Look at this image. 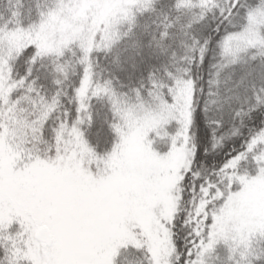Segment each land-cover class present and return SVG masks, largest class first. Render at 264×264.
Wrapping results in <instances>:
<instances>
[{"label":"snow or ice","instance_id":"obj_1","mask_svg":"<svg viewBox=\"0 0 264 264\" xmlns=\"http://www.w3.org/2000/svg\"><path fill=\"white\" fill-rule=\"evenodd\" d=\"M0 264H264V0H0Z\"/></svg>","mask_w":264,"mask_h":264}]
</instances>
